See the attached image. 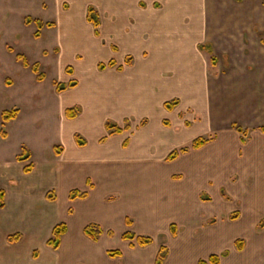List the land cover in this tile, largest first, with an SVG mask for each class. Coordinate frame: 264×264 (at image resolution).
<instances>
[{
    "label": "rangeland",
    "instance_id": "obj_1",
    "mask_svg": "<svg viewBox=\"0 0 264 264\" xmlns=\"http://www.w3.org/2000/svg\"><path fill=\"white\" fill-rule=\"evenodd\" d=\"M90 5L99 13V34L87 20ZM172 7L177 25L165 30L172 61L166 72L147 80L139 71L155 44L143 26L161 24ZM36 20L55 26L39 28ZM260 22L264 0H0V189L5 191L0 264H116L107 254L115 249L122 251L118 264H155L162 244L169 250L164 264H174L183 255L176 245L181 238L196 239L198 253L221 243L215 252L229 254L220 264H264ZM136 32L142 34L137 42ZM205 44H211L213 54L199 48ZM192 53L213 72H177V58L184 62ZM17 54L31 65L39 63L44 80L38 81ZM113 58L123 70L99 69L100 62ZM71 80L78 85L57 91L59 83ZM174 99L179 103L169 111L164 104ZM123 103L128 106L122 113ZM72 107L81 108L74 120L66 116ZM14 109L18 116L4 121V111ZM110 121L124 131L113 133L106 126ZM236 127L246 130V143ZM77 134L87 146H77ZM210 134L215 139L205 147L167 159ZM24 148L32 154L28 161L19 160ZM31 162L35 166L26 173ZM67 165L80 167L76 177H62ZM85 179L90 192L97 188V207L101 198L103 207L115 210L114 227L103 228L109 247L73 229L54 249L47 241L55 225L66 222L75 228L99 217L91 200L78 199L76 208L69 201L72 183ZM127 230L151 236L153 245L123 239ZM237 239L244 241L242 250ZM186 255L187 264H198L201 257Z\"/></svg>",
    "mask_w": 264,
    "mask_h": 264
},
{
    "label": "trees",
    "instance_id": "obj_2",
    "mask_svg": "<svg viewBox=\"0 0 264 264\" xmlns=\"http://www.w3.org/2000/svg\"><path fill=\"white\" fill-rule=\"evenodd\" d=\"M87 20H88V22L93 24L95 31H96V34H99V27L101 25V21H100L98 11L92 5H90L88 7ZM25 21L27 24H30L32 22V18L27 17ZM36 22L38 23L39 28H43L44 26H47V27L55 26L54 22L44 23L40 20H36ZM35 36L40 37V31H37L35 33ZM199 48L201 50H205V51L209 52L210 54H213V48H212L211 44L199 45ZM10 50H13V49L10 48ZM17 58L19 60L23 61L24 66L32 68L33 72L36 74L38 81L44 80V74L40 72L39 63H34L31 65L28 62V60L26 59V57L22 54H17ZM213 59H214V57H213ZM131 60H132L131 56H127L125 58L126 63H131ZM116 66H117V62L115 59H111L108 63L100 62L98 64L99 69H105L106 67L113 68ZM117 69L121 71L124 69V66L118 65ZM77 84L78 83L76 80H71L68 84L59 83L57 85V91L62 92L64 90H67L68 88L75 87ZM178 103H179V101L177 99H174L173 101L165 102L164 106L166 107V109L171 111L174 109V107ZM80 109L81 108H77V107L68 108V109H66V116L70 119L75 118L77 115L76 112L80 111ZM17 116H18V110L17 109H14L11 111H4V113H3V118H4V121H6V122L16 118ZM164 124L168 125L169 123L167 121H164ZM106 126L109 130H111V131L114 130L113 133H122L124 131V129L122 127L118 126L117 123L112 122V121L107 122ZM127 128H128V126H127ZM236 129L241 134L242 143H246V141H247L246 130H244L241 127H236ZM261 130L264 132V126L261 127ZM1 135L3 137H6L4 130L1 131ZM214 139H215V134H210L208 137H198V138L193 140L191 146H186V147H183L179 150H174L171 153H169L167 159L171 160V161L175 160L177 157H179L180 154L186 153L192 149H200L201 147L205 146L207 143H209L210 141H212ZM76 141L80 146L86 145V141L84 139H82L81 136L78 134L76 135ZM55 152L57 154H60L61 148L59 146H56ZM30 158H31V153H29L27 151V149L24 148L23 153L19 156V160L20 161H28V160H30ZM34 166H35L34 163L31 162L24 167V171L26 173H30L33 170ZM88 195L89 194L87 191H81L78 189H74L70 192L69 198H70V200H75L77 198L84 199V198H87ZM47 197H49V198L53 197L51 192H48ZM4 200H5V191L3 189H1L0 190V208H3L5 206ZM235 217H237V215L233 216V218H235ZM126 224L128 226H130V225H132V221L129 218H126ZM171 230H172L173 234H176L175 224L171 225ZM67 231H68V225L66 222L58 223L53 228L52 237L47 241V244L54 249H58L61 246L63 236L67 233ZM84 234L86 237H88L92 241L97 242L99 240V237L103 234V229L98 224L91 223L85 227ZM109 234L112 235L113 233L110 231ZM122 237L125 240H136L138 245L142 246V247H145V246H147L153 242V238L151 236H149V235H136L132 231H126L122 235ZM236 247L239 250H242L244 247V241L242 239H237L236 240ZM168 252H169L168 247L163 245L158 252V255L156 258V264H163V262L165 261V259L168 256ZM108 254L111 257H120L122 255V251L119 249L109 250ZM228 254H229V251H226V250L223 251L221 254H212L207 259L200 260L198 264H220L221 263V257L227 256ZM35 256H37L36 253H35Z\"/></svg>",
    "mask_w": 264,
    "mask_h": 264
},
{
    "label": "crops",
    "instance_id": "obj_3",
    "mask_svg": "<svg viewBox=\"0 0 264 264\" xmlns=\"http://www.w3.org/2000/svg\"><path fill=\"white\" fill-rule=\"evenodd\" d=\"M128 8V7H127ZM169 8H170V6H167L166 8H165V12H169ZM124 9H126V8H124ZM175 9V7H172L171 8V10H170V16H169V18H167V16H166V14H165V19L162 21V22H160L161 24H159V25H157V23L156 22H154V21H149L150 23H148L147 22V24L145 23V25L146 26H143V30H146L147 31V34L150 36V37H152L154 40H153V42H154V44H155V48L153 49V50H151L152 51V54L148 57V58H146L145 60H142V62H141V60L138 62V64L137 65H139V63L141 62V64H142V70H140L139 72H142L141 73V75H142V77H144V78H147V80H150V79H153L155 76H156V74H158V72H166L168 69H167V67L169 66L168 64H169V62H171L172 60L170 59V57L171 56H168L169 54V42H168V40H166V37H165V30H166V28L168 27V28H170V27H176V17H178V16H176V15H174V10ZM257 10H261V11H263L262 9H257ZM259 12V11H258ZM137 13V12H136ZM135 13V14H136ZM261 13V12H260ZM99 14V13H98ZM133 15V14H132ZM174 18H175V20H174ZM261 21V20H260ZM169 23H171V24H169ZM169 24V25H168ZM259 27H260V29L261 30H263L262 32L264 33V24L263 23H261L260 22V24H259ZM141 33H135V34H133V38L135 39V41L137 42V37H141V35H140ZM144 35L146 34V33H143ZM261 40H262V38H261ZM262 53V52H261ZM264 53V52H263ZM195 53H192V54H188V55H186L185 56V58H184V62H182V60L180 59V58H177V62H178V65L176 66L177 67V72H213L210 68H209V66H208V63H198V61H196V55H194ZM263 57H264V54H263ZM113 59H115V58H113ZM116 60V59H115ZM117 62V61H116ZM117 64H118V62H117ZM137 65H136V67H137ZM168 65V66H167ZM135 67V68H136ZM169 69H171V68H169ZM78 85V84H77ZM76 85V86H77ZM127 106H128V104L126 103V104H124L123 103V105H121V107H122V113L124 112V109L126 110L127 109ZM118 107V106H117ZM124 108V109H123ZM68 109V108H67ZM85 118V117H84ZM84 118L82 119L83 120V124H87V125H89V126H91L92 127V125H90V122L91 121H89V119L87 120V119H85L84 120ZM70 119V118H69ZM75 119H76V117H75ZM73 120H74V118H73ZM71 121V120H70ZM75 121H78V119L77 120H75ZM75 121H73V122H75ZM263 127V126H262ZM238 131V130H237ZM262 131V130H261ZM76 133H78V132H76ZM262 133L264 134V132L262 131ZM80 134V133H79ZM100 134V133H99ZM92 137L94 136V135H91ZM97 136V135H96ZM198 138V137H197ZM77 142V141H76ZM242 142V141H241ZM208 144V143H207ZM206 144V145H207ZM88 144L86 143V145L85 146H87ZM205 145V146H206ZM77 146L78 147H83V146H80L78 143H77ZM205 146H203V147H205ZM203 147H201V148H203ZM73 148L74 149H76L74 146H73ZM77 151H79V148H77L76 149ZM65 152H66V149H65ZM67 153V152H66ZM68 154V153H67ZM79 155V153H77V155H75L76 157ZM31 156H32V154H31ZM80 167L79 166H76V165H73V166H69V165H67V166H65V171H64V174L62 175V177L64 176V175H71V177H76L75 175V173L77 172V170L79 169ZM65 178V177H64ZM88 182H89V180H86L85 179V181H83V180H80V182H78L77 184H74V183H72L73 184V186H70V187H72V189H69V190H74V189H77V188H75V187H79V189L81 190V191H87L88 192V197L87 198H84V199H82V200H91V205L90 206H94V209H96L97 211L99 210V214H97V215H99V217L98 218H94L95 216H93V218H88L84 223H82L83 225L82 226H80V225H75L74 224V227L75 228H73V225L72 226H69L68 224V231L69 230H75V232L76 233H80L81 231H83L84 232V229H85V227L88 225V223H96V224H98L99 226H101V228L103 229L105 226H106V228L107 229H112L113 227H114V225H115V223H116V220H115V210H113V209H110V208H107V207H105L107 204L103 201V199H101V198H99V200H100V205L102 204V205H105L104 207L101 205H98V207H97V204L96 203H94L93 201H96V202H98L97 201V199H95L97 196H95L94 197V195L95 194H97L98 195V193L96 192V190H97V188H95V189H93L91 192L88 190ZM89 186H90V184H89ZM74 187V188H73ZM78 189V190H79ZM1 190V189H0ZM70 191V192H71ZM70 192H69V194H70ZM78 199H81V198H77V199H75V200H69L70 202H72L73 203V205L75 206V208H76V205H77V202H78ZM79 203V202H78ZM99 204V203H98ZM89 206V207H90ZM101 210H103V212L101 211ZM114 211V212H113ZM77 214H78V210H77ZM81 214H82V211H81ZM81 214H80V216H81ZM76 216V215H75ZM81 220H79L78 222H77V224H79V222H80ZM81 223V222H80ZM124 224L127 226V227H131L132 225H133V223H132V225H130V226H128L127 224H126V218H125V220H124ZM172 225V224H171ZM242 226V225H241ZM104 230V229H103ZM68 231H67V233H68ZM111 230H109L108 232H110ZM127 231H131V230H127ZM112 232V231H111ZM126 232V231H125ZM124 232V233H125ZM66 233V234H67ZM123 233V234H124ZM66 234L63 236V239H62V243H61V246L60 247H62L63 246V244H64V237L66 236ZM113 234H114V232H113ZM85 235V234H84ZM103 235H104V233L99 237V240L97 241V242H94V241H92L91 239H90V241H92L94 244H99V245H102L101 247H103V248H107V247H109L108 245H106L105 243L106 242H109L107 239H102V237H103ZM137 235V234H136ZM204 235V234H203ZM206 236V235H205ZM202 237V236H201ZM204 237V236H203ZM88 238V237H87ZM189 241H186V239H180L179 241H181L179 244H178V242L176 243V245L178 246V248H179V252L180 253H183V255L181 256V257H179V259H176L175 260V262H174V264H187L186 263V261H188V259H187V253H188V251L190 252V256H189V258L191 257V256H193V257H196V256H201L200 258H199V260H198V263H199V261L200 260H202V259H204V255H208V257L210 256V255H212V254H218V253H216L215 252V249L216 248H218L220 245H221V243H215V244H213L214 246H212L210 249H204V250H202L200 253H198L197 252V247H196V239H194V238H191V239H188ZM101 242H103V244L101 243ZM154 242V241H153ZM153 242L151 243V244H149V245H147V247H149V246H152L153 245ZM219 242H221V239L219 238ZM164 244H162V245H160V247L156 250V252H155V256H156V258H157V255H158V252H159V250L161 249V247L163 246ZM166 246V245H165ZM59 247V248H60ZM142 247V246H141ZM146 247V246H145ZM188 248V249H187ZM108 249V248H107ZM109 251V250H108ZM108 251H107V254H108ZM146 254V253H145ZM142 255L141 256V259H140V261H141V263H144V262H146V258L144 257V256H146V255ZM185 255H186V257H185ZM108 256H109V262H112L113 263V261H114V263H115V261H116V264H118V260L117 259H120L121 257H123L122 255L120 256V258L119 257H111L109 254H108ZM204 256V257H203ZM236 257V256H235ZM156 258H155V264H156ZM237 258L238 257H236V258H233V260H235V262L237 263ZM163 264H164V262H163ZM238 264H250V262H245V263H239L238 262Z\"/></svg>",
    "mask_w": 264,
    "mask_h": 264
}]
</instances>
